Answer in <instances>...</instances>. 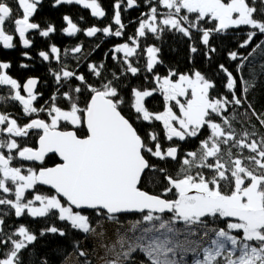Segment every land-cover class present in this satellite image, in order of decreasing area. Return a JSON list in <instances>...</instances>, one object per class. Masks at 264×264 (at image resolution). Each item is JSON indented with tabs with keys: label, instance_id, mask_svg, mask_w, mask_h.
<instances>
[{
	"label": "snow or ice",
	"instance_id": "snow-or-ice-1",
	"mask_svg": "<svg viewBox=\"0 0 264 264\" xmlns=\"http://www.w3.org/2000/svg\"><path fill=\"white\" fill-rule=\"evenodd\" d=\"M145 2L148 11L139 20L137 34L111 50L123 53L122 59L112 56L117 71H110L103 62L87 63V75L78 71L79 64L70 69L64 63L62 49L55 44L49 51L38 53L44 61L55 60L59 65L49 69L57 88L45 106H36L42 97L35 91L38 79L28 78L21 84L7 72L11 63L0 61V89L6 90V94H0V104L18 102L28 121L21 125L11 114L0 113V206L14 209L16 217L44 218L49 226L40 230V236L65 235L64 229L51 223L53 220L66 222L82 234L100 235L103 232L97 233V226L101 220L115 223L117 240L107 248L111 259L105 264H131L132 254L137 251L145 258L139 264H264V135L254 126L251 131L245 128L237 133L234 115H228L230 110L234 114L237 107L247 104L246 111L264 127V113H257L247 100L256 78L245 80L242 74L244 62L252 53L264 51V41L248 55L228 53L231 61H240L239 77L219 65L226 95L214 94L216 83L195 68L186 73L168 69L166 75H160L155 69L163 61L158 56L160 49L154 45L146 48L143 66V72L151 74L153 86L132 88L125 99L122 91L126 85L121 79L129 73H141L131 58L145 51L140 38L149 33L160 39L165 31L178 32L189 39L190 53L196 54L195 31L210 58L209 54L216 51L209 46L213 34L248 26L247 39L239 45L247 48L254 37L264 36V0H259V9L250 6L249 0ZM14 3L18 9L15 14L9 0H0V44L4 49L16 47V34L27 49L32 46L31 30H38L43 37L56 31L54 25L41 29L33 22L42 0ZM256 3L251 0L252 5ZM62 4L82 5L91 10L92 17L106 16L98 0H54L53 7ZM122 4L126 9L139 7L137 0H126V4L125 0H115V30L111 25L81 29L65 15L62 19L67 26L62 31L69 36L84 31L88 37L101 32L121 37L126 27L121 18ZM209 22L211 27L203 26ZM6 24L11 25L10 31ZM63 51L80 54L83 44ZM22 55L28 56V52ZM148 79L145 75L144 80ZM154 94L163 96V111L152 112L146 107V98ZM125 108L134 113L136 122L162 123L169 146L161 144L159 133L146 131L142 136L124 114ZM81 131L83 135L78 134ZM30 133L37 137L35 147L18 143V138H27ZM191 140L198 142L197 147L184 152L180 142ZM49 154L58 155L61 162L39 168L14 165L17 160L43 165ZM169 161L178 164L175 173L159 166L158 162ZM150 172L154 174L151 178ZM153 180L160 190H145L144 183ZM38 185L50 186L54 194L39 192ZM88 211L94 213L95 222L86 214ZM4 215L7 213L0 215V264H23L22 253L37 235L25 225L5 233ZM129 215L136 218L121 220ZM74 245L79 249V242ZM78 254L89 264L87 253L79 250ZM41 264L48 261L44 259Z\"/></svg>",
	"mask_w": 264,
	"mask_h": 264
},
{
	"label": "trees",
	"instance_id": "trees-1",
	"mask_svg": "<svg viewBox=\"0 0 264 264\" xmlns=\"http://www.w3.org/2000/svg\"><path fill=\"white\" fill-rule=\"evenodd\" d=\"M102 3L104 10L106 12V16L101 18L99 21V25L101 28L105 26L111 25L113 30H115L118 26L115 25L113 16L114 9L113 5L115 0H100ZM126 4V0H125ZM137 4L139 7H133L130 9H126L125 5L122 4L120 12L122 22L126 25L123 32L124 35L121 37L114 36H106L104 33L96 35L94 37H87L84 50L80 54H71L69 51L68 54L63 52L62 56L65 65L70 69L77 68L78 71L83 72L86 75L87 63L95 62L97 64L103 62L106 67L110 71H117L116 61L112 59L113 54L123 58V53H113L111 50L118 44H122L125 42H129V38L133 37L137 34L136 30L138 29L139 20L142 19V14L148 11V5L145 0H137ZM250 6H255L257 9L261 7L259 0L255 5L251 4V0H249ZM72 12H75V8L71 7ZM163 6H160L161 12L164 10ZM80 10V9H79ZM82 11V10H80ZM83 12V11H82ZM258 18V13L256 14ZM204 27H211V22L203 25ZM250 29L248 26H241L240 28L229 29L224 33H216L210 37L209 46L214 47L216 49L215 53H210V58L206 57L205 52L206 48L204 45L200 43L199 34L193 31V37L195 40L196 47L198 48V53L193 54L190 53V41L188 38L184 37L182 34L175 31H165L160 39H156L152 34H148L146 37L140 38L141 48L145 49L144 52L140 54L139 57H132L131 59L134 61V66H138L142 69L141 73L138 76H132L130 73L127 75V78L121 77L124 85L126 87L122 91V95L125 96V99L128 98L129 91L132 88H151L152 79L151 74H147L143 72V66L147 59L146 48L148 46H156L160 49L158 53L159 58L163 61V64L157 65L155 71H157L160 75H166L168 69H174L180 73L190 72L193 68L201 71L208 79L214 81L217 85L214 94H227L226 88L222 85L225 83L224 75L219 71V65L223 64L225 67L229 69L233 73V76L239 77V73L237 72V64L240 63L239 60L231 61L228 58V53L231 51H237L238 53H243L244 55H248V53L252 52V49L256 44L264 41V36L257 35L253 38V42L247 48H240L239 45L245 39H247L246 33ZM99 37V39H96ZM103 38L102 44H100L99 49L94 50L95 46L98 44L100 39ZM67 50H71L80 44L79 40L72 39L70 40ZM83 43V42H82ZM138 53L141 52L140 49L137 50ZM93 53V55H91ZM87 55L88 59L83 60V57ZM79 58V59H78ZM10 59L13 61L15 58L12 56ZM59 65L56 63V68ZM38 67L31 73L30 75L37 74L39 76H43L48 73L49 68ZM243 78L245 80H249L251 76L256 78V86L254 89L250 90L247 94L248 103L251 104L252 108L255 109L257 113H264V51L257 49L256 52H253L248 60L244 62V67L242 69ZM148 75L149 79L147 81L144 80V76ZM42 85L40 86V91L42 93L43 99L46 101L49 100V97L56 91L57 85L54 82L53 76L45 75L42 77ZM237 94H240V90H237ZM83 100L84 97L82 96ZM146 107L152 112H160L164 110V100L163 96L160 94H154L152 97L146 98L145 100ZM248 105L245 104L242 107H237L235 113L230 110L228 115H234L233 127L236 129L237 133L242 132L245 128L249 131L252 130L254 126L260 135H264V127H261L254 116L251 115L250 112L246 111ZM124 114L128 116L130 120H133L134 113L128 111L127 108L124 109ZM264 118V117H262ZM134 126L137 127V130L140 132L142 136L145 135L146 131H152L159 133L160 142L164 147L169 146L170 142L164 139V131L162 123L155 122L154 125H150L148 122H136L133 120ZM79 135H83L84 133L78 132ZM202 138V137H201ZM198 142L196 140H191L189 142H180V147L184 152L194 150L197 147ZM235 152L236 150L233 149ZM245 155L249 153L245 151ZM59 159L53 154L46 158L43 167H51L57 164ZM157 162V161H153ZM160 167L167 168L170 174L175 173L178 170V164L176 162L169 161L168 163L158 162ZM154 174L148 173L149 178H151ZM155 175L159 176L162 180L163 177L160 176L159 173ZM143 187L148 191H159V186L156 181L145 182ZM42 189V188H41ZM40 191V190H39ZM41 192V191H40ZM42 193L44 194H54V191L50 189H42ZM4 215L5 219V233H10L14 231L18 226L25 225L29 228L31 232L37 235V240L29 245L28 249L24 250L21 256L23 264H41V261L46 259L48 264H64V262L68 259V257L81 250L83 247H87L92 249V242L89 239L90 234H82L76 230H72L69 228L66 222H60L58 220H53L51 223H54L58 228H62L65 231L64 236H60L58 234L46 233L44 236H40V230L42 228H46L49 226V222H47L44 218H32L28 215H24L20 218H15L14 213L9 212L6 206H0V215ZM86 214L90 216V218L95 222L96 217L93 212L88 211ZM135 216H127L121 217V220L135 219ZM219 226L223 227V224ZM74 242H79V249H77L74 245ZM79 255V254H78ZM82 258V257H81ZM83 259V258H82ZM144 256L138 252H136L132 259L131 264H139V261L144 260ZM92 261H89V264H92ZM126 264H130V262H126Z\"/></svg>",
	"mask_w": 264,
	"mask_h": 264
},
{
	"label": "flooded vegetation",
	"instance_id": "flooded-vegetation-1",
	"mask_svg": "<svg viewBox=\"0 0 264 264\" xmlns=\"http://www.w3.org/2000/svg\"><path fill=\"white\" fill-rule=\"evenodd\" d=\"M98 2L101 4L102 8L104 9L100 0H98ZM9 3H11L13 8H14V14L18 13V9H16V7H15L14 0H9ZM53 4H54V0H42V3L40 5H38L37 12L33 17V22L39 23L41 25V29H46L50 24L54 25L56 28V31L54 33H51L48 37H43V36L39 35L38 30H31L29 33V38L32 40V46L30 48H27V49L24 48V46L19 42L18 34L15 35V39H14V43L16 44L15 48L4 49L2 44H0V61H6V62L11 63V68L7 70L8 74H10L15 79H17L21 84H24L28 78H37L38 83H37V86L35 88V91L37 93H41L40 86L42 85V82H43L42 77H44L45 75L52 76V74L50 71H48V73H46V71H44L45 74H43V76L41 77L37 74L30 75L28 73L33 72L38 67H44V66L47 69L48 68L49 69L50 68L55 69L56 63H57L55 60L44 61L38 55V53L40 51H49L50 46L52 44H55L57 47L62 49V54H63V52H64L63 50L67 49V46H68L69 42H71L70 40H72V39L79 40L80 44H78V45L83 44V50H84V44H85L84 41H86L88 36L86 35V33L84 31L77 33L75 36H69L68 34L64 33L62 31V29L67 26V23H66V21H64L62 19L63 16H65V15L70 16L73 19V21L78 24V27H80L81 29H87L88 27H92V26H96V27L101 28V26L99 25V23H100L99 21L101 20V18L92 17L90 14V11H91L90 9H87V10L83 9L82 5H76V4H71V5L62 4V5H58L55 7H53ZM71 7L75 8V12H72ZM79 9L82 10L83 12L80 11ZM80 17H83V20H80L79 19ZM6 29L10 31L11 25L6 24ZM99 34H101V33H97V35H99ZM96 39H99V37H96ZM102 42H103V38L100 39L98 44L100 45V44H102ZM98 49L99 48H96V47L94 48V50H96V51ZM24 52H28V56L22 55V53H24ZM91 55H93V53ZM12 56L15 58L14 61L12 59H10ZM87 59H88V56L85 55L83 57V60H87ZM63 60H65V59H63ZM22 64H26V65H28V67L27 68L21 67L20 65H22ZM47 69H45V70H47ZM0 94H6V90L0 89ZM22 94L26 95V92L22 91ZM45 102H46V100L43 99V97H40V98H38V100L36 102V106L37 107L45 106ZM0 113L11 114L13 118L18 119V122L21 125L28 122L27 119L23 116L22 106L19 105L18 102L8 101L6 103L0 104ZM18 143H21L22 146L35 147L36 143H37V137H36V135H33L32 133H30L29 137H27V138H18ZM51 155H53V154H50L47 157H49ZM46 158H45V160H46ZM20 163H24L26 166L39 168V167L43 166L44 163H46V162L44 161L43 165H41L39 162H26V161L21 162L19 160L14 161V165H16V166H19ZM58 163H60V161H58ZM41 188L45 189V190L49 189L43 185H38L37 190L38 191L40 190L41 193H42ZM9 198H13L11 196V194H9ZM7 210L9 212L14 213V209H9L7 207ZM14 217L17 219L20 218V217H16L15 215H14Z\"/></svg>",
	"mask_w": 264,
	"mask_h": 264
},
{
	"label": "rangeland",
	"instance_id": "rangeland-1",
	"mask_svg": "<svg viewBox=\"0 0 264 264\" xmlns=\"http://www.w3.org/2000/svg\"><path fill=\"white\" fill-rule=\"evenodd\" d=\"M164 10V9H162ZM124 229H120L123 232ZM90 234L89 239L92 242V249L83 247L81 250L87 253V261H92V264H105V260L111 259V255L107 252V248L110 247L117 240V225L101 220L100 225L97 226V233ZM119 246L117 245V248ZM138 252V251H137ZM135 253L132 254V257ZM131 257V259H132ZM83 258V259H82ZM78 255V252L71 254L64 264H85V257Z\"/></svg>",
	"mask_w": 264,
	"mask_h": 264
},
{
	"label": "water",
	"instance_id": "water-1",
	"mask_svg": "<svg viewBox=\"0 0 264 264\" xmlns=\"http://www.w3.org/2000/svg\"><path fill=\"white\" fill-rule=\"evenodd\" d=\"M37 86V85H36ZM50 155V154H49ZM56 155V154H55ZM57 157H58V159H59V161L61 162V159L59 158V156L58 155H56ZM44 186V185H43ZM45 187H47V188H49V189H51L50 188V186H45ZM51 190H53L54 191V189H51Z\"/></svg>",
	"mask_w": 264,
	"mask_h": 264
}]
</instances>
